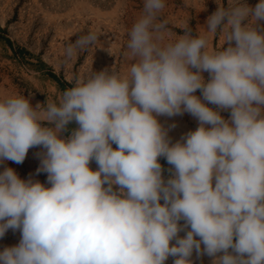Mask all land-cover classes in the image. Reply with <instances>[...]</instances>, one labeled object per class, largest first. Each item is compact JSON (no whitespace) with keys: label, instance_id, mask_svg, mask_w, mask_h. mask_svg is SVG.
Returning <instances> with one entry per match:
<instances>
[{"label":"clouds","instance_id":"9594fccd","mask_svg":"<svg viewBox=\"0 0 264 264\" xmlns=\"http://www.w3.org/2000/svg\"><path fill=\"white\" fill-rule=\"evenodd\" d=\"M216 4L202 31L170 38L166 0H143L125 74L76 78L58 102L0 98V162L40 147L47 173L0 171V238L21 234L0 264H193L194 251L264 264V0ZM98 39L78 36L65 58ZM184 113L198 127L172 143L158 117Z\"/></svg>","mask_w":264,"mask_h":264},{"label":"rangeland","instance_id":"374dc122","mask_svg":"<svg viewBox=\"0 0 264 264\" xmlns=\"http://www.w3.org/2000/svg\"><path fill=\"white\" fill-rule=\"evenodd\" d=\"M258 2L247 0L251 6ZM221 3L226 5L229 0H221ZM142 7L143 0H0V98L20 94L33 97V105L45 101L58 102L62 91L47 75L49 71L71 85L76 78H85L105 68L125 74L129 64L128 33ZM216 8V0H166L160 18L167 22L170 38H176L183 34L185 22L190 24L194 34L202 31L207 17ZM89 31L99 34L98 41L73 58L66 59V45ZM7 39L13 48L7 44ZM222 40L221 34L214 36L210 48L219 49ZM204 76L207 79L208 73ZM196 94L200 95V91L197 90ZM221 114L225 118L230 115L228 111ZM158 120L168 129L172 143L198 127V121L189 113L160 116ZM41 151L40 147L29 149L20 164L0 162V171L11 167L22 179L31 177L47 184V173L37 172L41 163L37 154ZM160 163L167 178L171 166L163 157ZM90 167L93 170L97 168L95 161ZM180 235H185V232ZM20 238L19 230L9 229L0 238V250L18 244ZM174 259L169 256L165 264H174ZM191 259L193 264H212L213 260L207 254L198 256L195 251Z\"/></svg>","mask_w":264,"mask_h":264},{"label":"trees","instance_id":"16d2710c","mask_svg":"<svg viewBox=\"0 0 264 264\" xmlns=\"http://www.w3.org/2000/svg\"><path fill=\"white\" fill-rule=\"evenodd\" d=\"M7 44L13 48L12 42L10 40H6ZM21 54L23 53V51H19ZM45 68V66H43ZM54 82L57 83V85L60 87L62 93L72 87L73 85L69 84L68 82H66L64 79H62L61 77L57 76L56 74H54L53 72L49 71L47 74ZM75 125H71L70 127H74Z\"/></svg>","mask_w":264,"mask_h":264}]
</instances>
